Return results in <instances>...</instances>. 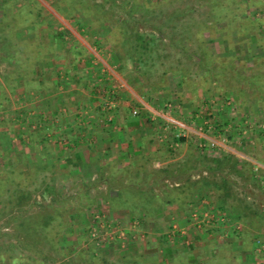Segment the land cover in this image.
Listing matches in <instances>:
<instances>
[{"label":"rangeland","instance_id":"374dc122","mask_svg":"<svg viewBox=\"0 0 264 264\" xmlns=\"http://www.w3.org/2000/svg\"><path fill=\"white\" fill-rule=\"evenodd\" d=\"M242 1L0 0V264L253 263L243 231L217 241L222 232L199 212L202 200L221 203L217 185L235 213L246 199L253 209L264 205V186L248 168L213 159L236 147L264 159V0ZM60 35L81 45L70 37L68 52ZM45 73L52 81L39 80ZM78 92L97 98V127L121 128L123 149L110 155L129 151L131 161L68 162L78 143L60 130L92 123L82 103L62 104ZM137 94L156 121L148 122L156 143L167 146L139 175L126 121L114 117L126 100L119 111L137 118ZM159 169L171 175L166 186L128 188L124 205L108 198L113 185L153 179Z\"/></svg>","mask_w":264,"mask_h":264},{"label":"crops","instance_id":"0c3cea01","mask_svg":"<svg viewBox=\"0 0 264 264\" xmlns=\"http://www.w3.org/2000/svg\"><path fill=\"white\" fill-rule=\"evenodd\" d=\"M54 35H52L53 38ZM77 38H81L80 35L78 33H76ZM67 36H59L58 41L59 42H63L64 45V50H66V45L69 46L66 42V40L72 41L71 42H75V44H79V46L81 45L79 43V40L75 39L76 37H73V35H69V38H66ZM71 37V39H70ZM56 38V37H55ZM54 39V38H53ZM57 40V39H56ZM70 50L68 52H70L72 49L69 46ZM92 52V49H91ZM90 52V53H91ZM65 53V52H64ZM89 53V58L91 57ZM96 53V52H95ZM49 56H52V53L48 54ZM47 55V57H48ZM48 59V58H47ZM56 63L55 60L52 62H48L49 64ZM104 63V61H103ZM60 64V63H59ZM56 65V64H55ZM57 68L60 67V65H56ZM46 74V73H45ZM49 75H45V76H41V78L39 80H41V82L46 83L48 82L47 80H51L50 77H48ZM52 81V80H51ZM76 97L74 98L72 94L69 95V97H66L65 99H63V105H65V103H67L70 108H73V106H77L79 105V103H82L85 106V109H88L86 111V120L91 121L92 123L90 124V128L86 127L84 128L83 124L79 123L78 127H74L72 128V132H71V128H66L69 129L70 131H61L60 133L61 135H74V138L77 141V146H75L72 150H73V156H77L76 159H74L73 161H68L69 163H72L73 165H79V162L81 159L84 160H88L90 165L95 166L97 164V162L104 160L105 163L107 164V162H109L108 160L111 159H120V161H122V164H124L127 160L131 161L130 159V154L129 157H127V151L123 152L121 151L118 155H110L109 151H111L113 148H118L120 150H122V146L124 145V142L122 143V141H118L120 140V136L119 134H121V128L119 127V129H116V126L112 127L111 129L113 130V134H110V132H107L108 128L106 127L105 129L102 130L103 127H97L96 125V117H95V113H94V107H97L96 103L98 102L97 98H92V96H86V93H80L78 92L77 94H75ZM127 96H129L128 91H127ZM52 97V95L50 96ZM141 96L137 94V108H138V113H137V118H132V117H127L125 119L124 116H126V114H122L119 110L120 108H122L123 106H127L126 105V100H119V102H121V104L118 105V110H115V118H121V121L123 122L126 121V125H123L122 123V130L125 131V129H127L125 131L126 133V137L128 139H130V141L127 145L128 148L130 149L131 147L136 150L137 149V167L141 166V167H145L147 164L150 163L151 159L156 158L157 153H159L160 151L164 150L166 151L164 148L166 145L163 144H158L155 141V137H153V135L155 136L157 131L154 130L155 128L150 124L156 121H151L152 119H154L153 115H149V113H146L147 111H144V108H148L146 104H143V100H141L140 98ZM82 101V102H80ZM46 105L49 104L48 102H45ZM117 103V104H118ZM53 103L51 102L49 107H50V112L51 109H53L52 107ZM146 105V107L143 108V106ZM143 110V111H141ZM147 110V109H146ZM153 111V110H152ZM146 114H144V113ZM51 114V113H50ZM71 114V113H66L64 114V116ZM67 118V117H66ZM77 118V115L72 114L71 117L68 116V119H73ZM85 119V118H84ZM156 120H162L159 119L157 117H155ZM83 121V119H80ZM150 121V123H148ZM84 122V121H83ZM137 124V129H135L134 131L130 130L135 128L134 125ZM58 125V124H57ZM59 126V125H58ZM67 127H69L67 125ZM187 128V127H185ZM62 130H65V128L63 126H61ZM101 130L102 133L98 132V130ZM187 129H190L189 127ZM193 129V128H191ZM118 130V132H117ZM183 130V129H182ZM56 131V130H55ZM155 131V132H154ZM152 132H154V134H151ZM194 132L199 134V137L202 136L204 137L206 134L202 133L201 131H196L194 130ZM55 133H58V131H56ZM253 134V133H252ZM261 134L264 137V132L261 131ZM85 135L86 139V143L87 144H82L83 143V139L80 138L81 136ZM111 135V136H109ZM132 135V136H130ZM184 135V134H183ZM104 136V137H103ZM185 136V135H184ZM97 137V138H96ZM95 138V140L99 139V142L102 141L101 144H98L95 146V148L92 146V144H97V142L95 141V143H92L91 140H93ZM123 139V137H122ZM131 139H133V141H131ZM75 141V144H76ZM59 143H61L60 141H58ZM68 141H66L65 143H67ZM94 142V141H93ZM135 142H137L135 144ZM136 147H135V145ZM90 146L92 149H94V154H96V157H93L94 155L90 153L89 154H85V151H92L91 149H89ZM103 147V148H102ZM167 147V146H166ZM97 150H104V153H97ZM247 149H243L241 147H236V148H232L230 149V151L232 152V156L234 158L235 161V165L237 167L240 166H244L245 168H248L247 170L250 172V180L258 183L259 185H263L264 186V159H263V155L258 154V152H247ZM262 151H264V145L262 146ZM93 153V152H92ZM166 153V152H165ZM245 153V154H244ZM80 154H83L84 157H81ZM263 154V153H262ZM125 155V156H124ZM144 155V156H143ZM90 156V157H89ZM260 156V157H259ZM66 160H68V158H66ZM67 162V161H65ZM130 163V162H128ZM102 164V163H101ZM198 176L200 174H197ZM107 178L105 177L104 180H106ZM249 197V196H248ZM255 196H253L251 194V198L252 200L255 201ZM247 198V196H246ZM203 202H201V209H200V213L203 214V216H207V218L202 219L200 221H202V223H204V225L209 224V220L208 218L211 217V220H213L212 225L216 226V228H218V230H220L222 232V234L217 237V241H220L222 239V241H226L225 239H227L228 241H232V239L230 238V236H233V233H230V231H235V234L238 233V231H243L246 235V241H247V259L249 261V263L251 264H264V205H256L257 210L259 212V214L262 215L261 217V221H257L255 219V217L253 216L254 212L251 207H249V209L245 210L244 213H246V217L245 215H242V217L238 216L237 211H240V209H238V207H236L234 205V207H236V213L234 211H232V208L230 207V205H228L227 201H224L221 203H212V201L209 202H204V200H202ZM248 201L247 199L245 200V205H248ZM251 204V203H250ZM254 205V204H253ZM233 207V208H234ZM210 212H213L212 214ZM257 212V211H256ZM251 215L249 217V215ZM210 216V217H209ZM257 216V215H256ZM205 221V222H204ZM200 226V225H198ZM234 234V235H235ZM225 235V236H224ZM228 235V236H227ZM225 238V239H223ZM200 241H209L206 239H201Z\"/></svg>","mask_w":264,"mask_h":264},{"label":"trees","instance_id":"16d2710c","mask_svg":"<svg viewBox=\"0 0 264 264\" xmlns=\"http://www.w3.org/2000/svg\"><path fill=\"white\" fill-rule=\"evenodd\" d=\"M213 1V0H212ZM238 1V2H237ZM234 2H237V3H242L243 1L242 0H234ZM222 4V3H221ZM213 12H214V15L215 14H217L216 15V18L217 17H224V16H221L222 14H221V10L219 9V5H217V4H215L214 5V7H213ZM250 17L251 18H253L254 19V16H251L250 15ZM250 17H247L245 20L246 21H248V19L250 18ZM220 18V19H221ZM236 19H235V17H231V19H229V20H227L226 22H227V24L229 25V23L230 24H232V22L233 21H235ZM255 20V19H254ZM249 21L250 22H253V20H250L249 19ZM178 44V43H177ZM179 142H183L184 141V137H179L178 139H177ZM144 156V155H143ZM214 159V162L215 163H217V164H219V166H221L223 163L222 162H224L222 159H225L226 161H230V162H232V164L234 165V166H236L235 165V161H234V158H233V156H232V154H225V155H222V156H218L217 158H213ZM142 169H143V167H141V166H138L137 167V175H139V173H141V171H142ZM207 169H210V167H208ZM128 170V169H127ZM130 172V171H129ZM156 172L158 173V175L157 176H154L153 177V179H150V177H148L147 176V179H142L141 177H139L138 179H137V176L136 177H134L132 180H130L127 184H123V187L122 186H115V185H113V188H114V190L116 191V193H114V194H111V195H109L108 196V198H110V201L112 200V201H114V200H116L117 199V201H120L121 200V202H123V201H126V200H128L129 198H131V195H130V191H128V188H133V189H136V190H140L142 193H144L145 194V191H148V190H152L153 189V187H155L156 185H157V183L158 184H160V183H164L165 181H164V179L165 178H171V175L168 177L167 176V174H166V169H163V170H156ZM241 171H239V169L237 170V173L239 174ZM172 174V173H171ZM188 178V180H189V177H187ZM222 179H223V181L225 182L226 181V178L224 177V176H222ZM137 182H140L138 185H137ZM165 184V186L167 185L166 183H164ZM216 189H224L225 191H223L224 193H225V195L224 194H219V197H218V199L219 200H221L222 202H224V201H226L228 198H229V196H230V193H229V191H227V189H226V187H225V185H223V186H221V185H217V187H216ZM110 190V189H109ZM147 195V194H146ZM107 201H108V199H107ZM167 202H171V200H167V201H165V203H167ZM111 205H113L112 203H110ZM122 205H124V202L123 203H121ZM140 206V205H139ZM143 210H145V209H147V206L146 205H144V204H142L141 206H140ZM249 207L250 206H247V205H245V202H243L242 203V205H240L239 207H238V209H240V211H237V213H238V216L240 217H242V215H245L246 216V213H244L245 212V210H247V209H249ZM253 211H255L254 212V214H253V216L255 217V219L257 220V221H261V217H262V215L261 214H259V212H258V210H253ZM257 211V212H256ZM143 212H147V211H143ZM249 215V214H248ZM257 215V216H256ZM249 216H251V215H249ZM223 258V257H222ZM231 260H233V261H237V262H239V260H238V258H237V256H236V254H234V256L233 257H231L230 258ZM223 259H219V261L221 262ZM219 262V263H220ZM222 262H224V261H222Z\"/></svg>","mask_w":264,"mask_h":264},{"label":"built area","instance_id":"2783aa9c","mask_svg":"<svg viewBox=\"0 0 264 264\" xmlns=\"http://www.w3.org/2000/svg\"><path fill=\"white\" fill-rule=\"evenodd\" d=\"M132 113L133 114H136L137 113V110H133ZM263 132H264V125H263Z\"/></svg>","mask_w":264,"mask_h":264}]
</instances>
